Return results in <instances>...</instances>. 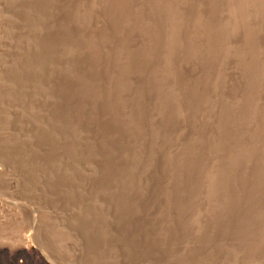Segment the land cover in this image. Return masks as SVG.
<instances>
[{
	"label": "rangeland",
	"instance_id": "1",
	"mask_svg": "<svg viewBox=\"0 0 264 264\" xmlns=\"http://www.w3.org/2000/svg\"><path fill=\"white\" fill-rule=\"evenodd\" d=\"M80 1L6 0L0 9V130H6L0 134V264H235V259L240 264H247L256 256V250L264 252V217L260 223L262 235L256 239L253 236L257 227L253 226L255 219L252 217L254 210L264 216V184L259 182L264 176L258 173L261 165L258 163L254 168L239 169L244 173L237 170L229 177L230 180L228 176L224 177L226 181H220L208 190L203 206L196 208L197 205H194V208L192 200L196 196H193L194 187H190L195 184L189 181L188 173L195 171L193 174H197L199 169L192 162L196 154L192 156L193 153L186 149L192 137L193 140L207 137L201 145H211L208 136L217 132L216 124L220 120L235 121L233 129L228 123L225 128L235 133L233 137L229 136L234 144L226 140L224 144L223 138L217 137L214 145L218 147L215 145V150L209 149L214 151L212 155L211 152L204 153V162L226 163V160L229 161L226 154L231 153V148L244 146L245 137L241 136L243 133L239 128L244 120L238 115L247 105L246 81L258 73L264 74V65L257 68L258 71L248 72L247 65H251V60L244 61L240 56L245 36L226 43L217 37L216 31L224 28V20L230 22L237 10L224 13L228 18H222L219 8L215 13L211 9L224 0H201V3L190 0V5L188 2L178 8L183 13L181 19L177 18L174 29H180L177 28V31L181 38L170 36V39H165L171 29L167 28V15L162 7L164 1L143 0V4L142 0H138L141 6L147 5L152 11H158L155 15L148 11L141 21L131 22L122 34L123 43H120L118 28L123 19L121 13L129 9L124 8V1L127 0H96L97 20H93L91 27L77 28L74 21L82 16L78 4L85 0ZM208 10L212 20L205 29L198 28L195 22L199 19V12L206 15ZM135 25H141L143 29L136 27L138 32ZM258 25L257 21L246 30L253 32L251 29ZM227 27L225 30L230 31ZM93 28L97 29V37L100 38L97 46L90 42ZM75 34H80L82 38L76 46L80 54L75 60L80 68L78 73L64 70L65 74H59L62 65L73 61L72 58L66 59L64 53L74 44L70 39ZM161 37L167 40L165 44L168 43L170 51L159 45ZM120 44L121 47L122 44L126 46L119 49ZM174 44L180 46L175 47ZM237 45L238 51H242L235 49V53L232 48ZM91 48L92 51L97 50V80L93 79L95 77L90 70V66L95 64L92 54H89ZM131 50L135 51L136 59L128 65L129 69L138 71L144 66L148 68H144L145 71L137 79H130L135 92L126 98L120 92L122 88L116 92L118 87H115L107 93V97L99 98L101 92H107L103 89V82H108L113 73L121 72L127 77L121 71L123 64H115L112 59L118 52L124 55ZM163 51L169 54L166 53V56ZM221 51L233 54L229 59H220ZM234 53L236 57H242L238 63H234ZM155 57L164 63L167 60L170 62L173 57L178 61L179 77L176 76L168 87V90L171 88L170 91L178 92L176 105L168 104L165 99L162 102V98L153 95L156 75L163 74L164 70L167 74L171 70L170 66L157 69L154 66ZM220 68L225 70L226 76L219 89H214L213 78ZM77 76H84L87 84L90 81V86L85 85L86 90L84 88L82 93H72ZM51 81L54 83L52 86L49 84ZM94 84H97V89ZM260 90L259 94H262L256 95L264 101V83L260 85ZM115 96L123 97L120 101ZM208 96L212 97L210 102L206 101ZM195 100L196 104H204L194 107ZM155 101L163 103L158 111H154ZM233 104H237L235 111L231 109ZM176 106L184 108L181 115L183 123L180 128L173 129L170 125L173 118L171 111ZM92 107L98 112L97 116L94 113L96 125L102 123L96 131L88 125L91 123L88 118L93 116ZM75 110L78 111L76 116H71ZM261 113L251 121V125L264 126V103ZM115 116L120 121L116 122ZM132 116L139 120L135 123L141 124L138 129L141 130L122 135L125 133L123 125ZM71 118L73 129L78 131L79 136L86 137L74 140L70 137V132L73 133ZM150 123L157 126L156 131H170L168 134L176 145H173L176 152L159 151L162 145L159 144L160 139L157 140V132L150 129ZM90 145L97 148V163L92 168L84 165L90 158ZM152 146H155L154 149ZM149 157L153 159L151 163L147 161ZM179 158L184 159L182 167L176 164ZM239 160L232 159L233 163ZM13 175L16 181L12 183L9 177ZM140 179L147 187L143 194H134L128 187ZM225 189L229 192L220 194ZM175 198L180 200L176 204ZM194 213L202 215L199 221L191 223L189 220L192 221ZM235 250L239 251L235 253ZM246 251L248 255L254 254L250 257L245 254ZM214 258L219 259L218 262Z\"/></svg>",
	"mask_w": 264,
	"mask_h": 264
},
{
	"label": "bare ground",
	"instance_id": "2",
	"mask_svg": "<svg viewBox=\"0 0 264 264\" xmlns=\"http://www.w3.org/2000/svg\"><path fill=\"white\" fill-rule=\"evenodd\" d=\"M80 1V0H79ZM124 1V0H123ZM141 0H139V2H140ZM164 1V3H163V10H164V12H165V14L167 15V24H169V26L167 27V28H169V29H171V31H169V34L167 35V37L165 38V35H164V38L165 39H170V36H172V37H176V36H178L179 37V32L177 31V28L178 27H176V30L174 29V27H175V22L176 23H178V20H177V18H179L180 17V15H182V11L181 10H179L178 8L179 7H181V6H179V5H182L183 7L186 5V3H188L190 0H163ZM193 1V0H192ZM197 1H200V3H201V0H197ZM216 1H218V0H216ZM5 2H6V0H0V9H1V7L5 4ZM80 2H82V1H80ZM89 2V3H88ZM125 3V5L124 6H126V7H124V8H129V9H125V11L123 12V13H121L122 14V17H123V19H122V22H121V26H120V28H118L119 30V41H120V43L122 42L123 43V41H122V34H123V32H125V30L127 29V27H129V25H131V22H134V21H141L140 19H142L143 18V16L145 17V13L146 12H150V11H152L147 5H145V6H141L140 4H139V2H138V0H127V1H124ZM142 2H143V0H142ZM141 2V3H142ZM162 2V1H161ZM123 3V2H122ZM210 3V2H209ZM217 3V2H216ZM78 4V3H77ZM80 4V5H79ZM78 4V8L81 10V13H82V16L80 17V18H78L76 21H74L75 23H74V25L78 28V27H80V28H84V27H91V24H93V20H95L96 18H97V3H96V0H85V2L83 1V3L81 4V3H79ZM143 4H144V2H143ZM214 4V3H213ZM188 5H190V2L188 3ZM216 5V6H215ZM214 6H213V8L211 9V11L213 12V13H215V11L216 10H218V8H219V13H221V17L222 18H228V16H226L224 13H229L230 11H232V10H237V12H235L234 13V15H233V17H232V20L229 22V20L228 21H226V20H224V22H225V25L224 24H220V25H224V28L223 29H219L218 30V32L216 31V33H217V37H219V39H221V40H223L225 43L226 42H230V40H235V39H240L241 37H243L244 38V36H245V41H243V53H242V55H240L239 53V55L240 56H242L243 58H244V61H247V60H251V65L250 66H248L247 65V69L249 70L248 72H253V71H255V70H257V68H260L261 66H263L264 65V58H262V55H264V0H224L223 2H221L220 4H215ZM208 7V6H207ZM221 7V8H220ZM151 8H152V6H151ZM154 8H156V7H154ZM158 9V8H157ZM156 9V10H157ZM158 11V10H157ZM156 11V12H157ZM152 12H154V11H152ZM156 12H154V15H155V13ZM218 12V11H217ZM151 13V12H150ZM194 13V12H193ZM203 13V12H202ZM201 12H199V15H198V17H199V19H197L196 20V22H195V24H196V26L198 27V28H204L205 29V27H207L208 25H209V21H211L212 20V18H211V20L209 19V14H210V10H208V12H207V14L206 15H203ZM237 13V14H236ZM112 15V14H111ZM152 15V14H151ZM150 15V16H151ZM159 15V14H158ZM161 15V14H160ZM163 15V14H162ZM211 15V14H210ZM224 15V16H223ZM183 17V16H182ZM134 18V19H133ZM180 19H181V17H180ZM97 20V19H96ZM182 20H184V19H182ZM192 20H195V19H192ZM259 22V25L257 26V27H254V28H252L251 30H253V32H250V31H247L246 29H247V27H250V26H252L253 25V23H255V22ZM94 22H96V21H94ZM165 22V21H164ZM185 22V21H184ZM192 22V21H191ZM190 22V23H191ZM226 22H227V24H226ZM97 23V22H96ZM218 23V22H217ZM221 23H223V21L221 22ZM211 24V23H210ZM180 25V24H179ZM219 25V26H220ZM229 25V28L227 27ZM94 26H95V24H94ZM97 26V25H96ZM184 26H186V25H184ZM184 26H181V27H184ZM193 26H195L194 25V23H193ZM219 26H217L218 28H219ZM93 27V26H92ZM136 27H138V29L140 30L141 28L143 29V26H141V25H135V30L136 31H138L139 32V30L136 28ZM152 27V26H151ZM156 27V26H155ZM161 27V26H160ZM180 27V28H181ZM225 27H227L228 28V30H230V31H227V29L225 30ZM163 28H164V25H163ZM173 28V29H172ZM209 28V27H208ZM91 29V28H90ZM117 29V28H116ZM161 29H162V27H161ZM165 29V28H164ZM169 29H167V30H169ZM179 29V28H178ZM182 29V28H181ZM194 29H197V28H194ZM207 29V28H206ZM250 29V28H249ZM113 30V29H112ZM180 30V29H179ZM198 30V29H197ZM145 31V30H144ZM191 31H192V29H191ZM198 31H201V30H198ZM213 31V30H212ZM226 31V32H225ZM91 32H93V34L92 35H90L91 36V41H90V38H89V41L92 43V45H94V46H97V43L98 42H100L99 40H100V38H98L97 37V29L96 28H93L92 30H91ZM135 32V31H134ZM203 32V31H202ZM180 33H181V31H180ZM204 33V32H203ZM105 34V33H104ZM163 34V33H162ZM182 34H183V32H182ZM189 34V33H188ZM198 34V33H197ZM205 34V33H204ZM161 35V34H160ZM194 35V34H193ZM195 35H196V33H195ZM215 35V34H214ZM72 36V39H70L74 44L71 46V48H69L68 49V51L67 52H65L64 54V56H66L65 58L66 59H69L70 60V58H72L73 59V61L72 62H68V63H71V64H67V65H62L61 67L63 68V69H59L61 72L59 73V74H65V73H63L64 72V70L65 71H67V72H75V73H78V70H79V65L76 63V58H78V54H80V53H78V51H77V49H76V46L78 47V45L81 43L80 41L82 40V38H81V35L80 34H75V35H71ZM74 36V37H73ZM90 36H88V37H90ZM162 36V35H161ZM192 36V35H191ZM199 36H200V34H199ZM213 36V35H212ZM83 37H87V36H83ZM157 37H159V36H157ZM156 37V38H157ZM214 37H216V36H214ZM71 38V37H70ZM179 38H181V37H179ZM178 38V39H179ZM148 39V38H147ZM178 39H176V40H178ZM196 39V38H195ZM198 39V38H197ZM196 39V40H197ZM205 39H206V37H205ZM212 39H214V38H212ZM215 39H217V38H215ZM162 40V37L160 38V39H158V41H161ZM173 40H174V38H173ZM192 40V39H191ZM199 40V39H198ZM197 40V41H198ZM86 41V40H85ZM119 41H118V44H119ZM158 41H157V44H158ZM167 41V40H166ZM165 40H162L160 43L161 44H159L162 48H164V50H168V51H170L169 50V48L167 47V45L166 44H168V43H166L165 44V42H166ZM169 41V40H168ZM207 41H208V39H207ZM88 42V41H87ZM180 42V40L178 41V43ZM194 42V41H193ZM78 43V44H77ZM90 43V44H91ZM170 43V42H169ZM177 43V42H176ZM185 43V42H184ZM196 43V42H195ZM201 43V42H200ZM232 43V42H231ZM124 44H127V43H124ZM124 44H122V46L123 47H121V44H120V47H119V49H122V48H124V46H126V45H124ZM187 44V43H186ZM193 44V43H192ZM233 44V43H232ZM163 45H165V47H163ZM170 45V44H169ZM175 45V47H177L178 45H176V44H174ZM173 45V46H174ZM200 45V44H199ZM240 45V44H239ZM239 45H237L236 46V48H232V51L233 50H237L238 51V47H239ZM127 46H128V48L130 47L129 46V44H127ZM132 46V45H131ZM171 46V45H170ZM180 46V45H179ZM178 46V47H179ZM193 46V45H192ZM191 46V47H192ZM215 46V45H214ZM229 46V45H228ZM233 46V45H232ZM90 47H92V46H90ZM200 47V46H199ZM221 47V46H220ZM127 48V47H126ZM160 48V47H159ZM187 48V47H186ZM92 49L93 48H91V53H89V54H92V56H91V58H92V60H95V64H92L91 66H90V70H91V72H92V76L93 77H95V78H93L94 80H97V59L98 58H96V54H97V50H95L94 49V51H92ZM111 49V48H110ZM161 49V48H160ZM174 49V48H173ZM177 49V48H176ZM193 49V48H192ZM81 50H82V48H81ZM112 50H116V52L118 51L117 49H113L112 48ZM137 50V49H136ZM162 50V49H161ZM175 50V49H174ZM119 51H121V50H119ZM126 51V50H125ZM167 51V52H168ZM237 51H233V52H235V53H237ZM242 50H240V51H238V52H241ZM127 52H129V51H127ZM162 52V51H161ZM164 52V51H163ZM167 52H164L165 53V55H166V53ZM176 52V51H175ZM212 52V51H211ZM221 52H223V51H221ZM220 52V53H221ZM109 53V52H108ZM111 53V52H110ZM109 53V54H110ZM137 53V52H136ZM174 53V52H173ZM234 53V60L236 61V62H234V63H238V61H240V59L242 58H239V57H236L237 55ZM260 53H263V54H260ZM107 54V53H106ZM113 54V53H112ZM124 54V53H123ZM167 54H169V53H167ZM175 54V53H174ZM183 54V53H182ZM233 53H227L226 51L225 52H223V54H221V57H219L220 59H229V56H231ZM103 55V54H102ZM137 55H139V54H137ZM165 55H163V56H165ZM173 55V54H172ZM196 55V54H195ZM111 56V55H110ZM167 56V55H166ZM258 56V57H257ZM90 57V56H89ZM149 57V56H148ZM158 57V56H157ZM180 57V56H179ZM156 58V57H155ZM183 58V57H182ZM194 58V57H193ZM196 58V57H195ZM233 58V57H232ZM136 59V55H135V51L133 52V50H131L128 54L126 53V54H124V55H122V53H120V52H118V54H115L114 55V57H113V61L112 62H114L115 61V64H123V68H122V70H121V68H120V70L121 71H123L126 75H127V77L126 76H123L122 75V73L121 72H115V74H114V76H113V74L111 75V78L109 79V81L108 82H103V84H104V87H103V89L104 90H106L107 92H101L100 94H99V98H101L102 97V99L104 98V97H107L108 95H107V93H109L110 92V90L112 91V89H114L115 87H118V89L116 90V92H118V90L120 89V88H122L121 90H120V92H123L122 93V95L123 96H125L126 98H128V96L129 95H131L130 93H132V92H135L134 91V85L133 86H131V78H133V80L136 78H138V76L143 72V71H145V69L144 68H147V67H145L144 66V64H143V69H141V70H131V69H129V67H128V65H130L134 60ZM145 58H143V60H144ZM161 59V58H160ZM165 59V58H164ZM190 59V58H189ZM89 60V59H88ZM152 60H153V58H152ZM188 61V60H187ZM263 61V62H262ZM94 62V61H93ZM178 61H176V59L173 57V59H171L170 60V62L167 60V61H165V63H164V61L162 62V61H160L159 59H155L154 60V66L157 68V69H160V68H162V69H160V70H163L164 68H166V67H171V70H170V72L169 73H167V74H164V71H163V74L162 73H160V74H157L156 75V77H155V79H156V83L154 84L155 86L153 87L154 89L152 90L153 91V95L155 96V98L157 97V98H162L161 100H162V102L164 101V99H165V101H168L167 103L168 104H170V103H172V105L173 104H178L177 103V100L179 99L178 98V92L177 91H170L171 90V88L168 90V87H169V84H171V82H172V80L174 79V78H176V76H178V72H179V65H178V63H177ZM195 62V61H194ZM250 62V61H249ZM135 63H137V62H135ZM186 63V62H185ZM191 63V62H190ZM246 63V62H245ZM152 64V63H151ZM165 64V65H164ZM113 65V64H112ZM134 65H136V64H134ZM133 65V66H134ZM187 65V64H186ZM80 66H82L81 64H80ZM116 67H118V65L116 66ZM223 67V66H222ZM59 68V67H58ZM57 68V69H58ZM75 68V69H74ZM225 68V67H224ZM100 69H102V68H100ZM100 69H98V71H101ZM148 69V68H147ZM262 69V68H261ZM260 69V70H261ZM102 70H105V68L104 69H102ZM130 70V71H129ZM167 70V69H166ZM169 70V69H168ZM263 70H264V68H263ZM63 71V72H62ZM84 71V70H83ZM198 71V70H197ZM258 71V70H257ZM103 72V71H102ZM114 72V71H113ZM159 72V71H158ZM75 73H73V74H75ZM130 73V74H129ZM215 74V73H214ZM256 74V73H255ZM72 75V74H71ZM97 75V76H96ZM146 75V74H145ZM213 75V74H212ZM86 76V75H85ZM141 76V75H140ZM158 76V77H157ZM224 76H226L225 75V70L223 69V68H220L218 71H216V74H215V77L213 78V82H214V84L212 83V88H214V89H219V86H221V82H223L224 81ZM230 76V75H229ZM253 76V75H252ZM179 77V76H178ZM54 78V77H53ZM249 78H251V79H249ZM248 79L249 80H247L246 82V88H247V92H248V94H247V96L245 97V102H246V104L247 105H245V107L243 108V110L240 112V114L238 115V118H240L241 116H242V120H244V122H242V124L239 126V124H238V120H237V125L239 126V128L241 129V133H243V135H241V136H243V137H245V139H243V141H245V143L243 144L242 143V145H244L243 147H241V146H239L237 149H233V148H231V153L230 154H226V158L227 159H229V161L228 160H226L225 162L226 163H222V164H219L217 161H215V162H212V161H206V162H204V160L202 159V158H204V157H202L203 155H204V153L205 152H207V153H209V152H211V155H212V153L214 152H212V150H209L210 148H213L215 145H214V142L215 141H217L218 140V138L217 137H220V138H223V140L225 141H228V143H232V141H230L232 138H230V140H229V136H231V137H233V135L235 134V133H233V132H228L225 128H226V126H227V123H228V125H232V129H233V126L235 125V121H233V122H231V121H228V120H226V121H224V122H222L221 120L218 122V124H216L217 125V132H214V135H210V136H208L209 138H210V140H211V142H210V144L211 145H205L206 147H204L203 145H201L202 143H203V141H204V139H208L207 137L206 138H196L195 140H193L192 138H191V141L190 142H186L187 144H188V146H187V150H188V152L189 153H193L192 154V156H194V153L196 154V156L195 157H193V160H192V162H194V167L195 168H198L199 170V172L197 173V174H193L195 171H193V172H190V173H188V175H189V178H190V180L189 179H187V180H189V181H191L192 182V184H195V185H192L191 187H190V189L191 188H193V196H196V197H194L193 198V206L195 205H197L196 206V208H201V206H203V204H204V202H205V200H206V193L208 192V190L210 189V188H212V187H214L215 185H217L218 183H221L222 181H224L225 179H224V177H226V176H228L227 178L230 180V176H232V174H234L235 172H237V170H239V169H250V168H252V166H253V168H254V166H256L257 167V164L259 163V165H261V167L260 168H262V169H260L259 171H258V173H260V174H263V176H264V141H263V139H264V126H258V125H255V124H252L251 125V121H253V120H255V119H257L258 118V116H259V113H261V109H262V106H263V103H264V101H262L263 99H258V95H256V93H258L259 94V92H261V90H260V85L261 84H263L264 83V74H261V73H258L257 74V76L256 77H249ZM131 79V80H130ZM227 79V78H226ZM87 79H85L84 78V76H77V77H75V80L73 81V89H72V93H76V92H83V91H85L86 90V88H85V85H89V83H90V81H89V83L87 84L86 82H88V81H86ZM223 80V81H222ZM179 81V80H178ZM208 81V80H207ZM212 81V80H211ZM249 81V82H248ZM93 82H95V81H93ZM52 83V84H51ZM51 86L54 84L52 81L49 83ZM92 85V84H91ZM95 85V89H97V84H94ZM172 85V84H171ZM207 85V84H206ZM71 86V87H72ZM90 86V85H89ZM131 86V87H130ZM138 86V85H137ZM182 86V85H181ZM180 86V87H181ZM129 87V88H128ZM194 87V86H193ZM84 88H85V90H84ZM91 88V87H90ZM174 88V87H173ZM88 89V88H87ZM137 89V88H136ZM123 90V91H122ZM197 92V91H196ZM195 92V93H196ZM191 93V92H190ZM199 93V92H198ZM204 92H202V94H203ZM118 94V93H117ZM134 94V93H133ZM205 94V93H204ZM203 94V95H204ZM262 94V93H261ZM261 94H259V95H261ZM94 95V94H93ZM92 95V96H93ZM121 95V94H120ZM206 95V94H205ZM96 96V95H95ZM98 96V95H97ZM122 96V97H123ZM201 96V95H200ZM116 97V96H115ZM114 97V98H115ZM121 97V98H122ZM202 97V96H201ZM210 97V98H209ZM260 97H262V96H260ZM95 98V97H94ZM98 98V100H100ZM118 98L119 97H116V99L118 100ZM121 98H119L120 99V101H121ZM193 98V97H192ZM205 98V97H204ZM211 96H208V100H206L207 102H210L211 101ZM107 99V98H106ZM105 99V100H106ZM237 99V98H236ZM109 100V99H108ZM154 100V99H153ZM194 100V99H193ZM262 101V102H260V101ZM96 101H97V97H96ZM179 101V100H178ZM117 102V101H116ZM115 101H114V103H116ZM206 102V103H207ZM213 102V101H212ZM235 102V101H234ZM197 103V101L195 100V103L193 104V106L194 107H199V105H200V103H202V104H204L203 102H198V104H196ZM233 103V102H232ZM86 104H87V102H86ZM117 104V103H116ZM88 105H89V103H88ZM113 105V104H112ZM120 105V104H119ZM142 105V104H141ZM162 105H163V103H161L160 101H155V105H154V111L155 110H157L158 111V109L160 108H162ZM230 105V104H229ZM236 105L237 104H233V105H231V109L233 110V111H235V107H236ZM87 106V105H86ZM95 106V105H94ZM138 105H136V106H134V107H137ZM130 107H132V106H130ZM193 107V108H194ZM206 107H207V105H206ZM228 107V106H227ZM226 107V108H227ZM91 107H89V108H87V110L88 109H90ZM92 109H93V111H91V113L93 114V116H92V118L90 117V118H88V119H91V123L90 124H88V125H90V127H93V129H95V131H96V129H97V126H99V127H102V123L99 125V124H97L96 125V118L97 117H95V114H96V116H97V109L96 110H94V108L92 107ZM132 109V108H131ZM138 109H140V108H138ZM245 109V110H244ZM126 110H130V109H126ZM136 110V109H135ZM172 110L173 111H171V113H172V121L170 122V125L173 127V129H177V128H180V124H182L181 123V121H182V119H183V116H181L183 113H184V108L182 107V108H180V107H178V106H176V107H172ZM194 110V109H193ZM118 111V110H117ZM120 111V110H119ZM209 111V110H208ZM78 112V111H77ZM76 112V110H75V112H71V116H76V114L75 113H77ZM116 112V111H115ZM121 112V111H120ZM263 112V111H262ZM90 113V112H89ZM95 113V114H94ZM144 113V112H143ZM159 113V112H158ZM200 113H202V112H200ZM235 113V112H234ZM135 114V113H134ZM136 114H140V113H137L136 112ZM160 114V113H159ZM193 114H196V113H193ZM262 114V113H261ZM199 115H201V114H199ZM232 115V114H231ZM90 116V115H89ZM119 116V115H118ZM130 116V114L128 115V117ZM117 116H115V118H116ZM114 118V119H115ZM137 117L136 116H132V118L129 120V122L127 123V124H125V125H123V127H124V130H123V132H125V133H122V135H124V134H134L139 128H140V125H138V124H136L135 122H139V120H137L136 119ZM182 118V119H181ZM227 118V117H226ZM229 118V117H228ZM234 118H236V117H234ZM111 119H113V118H111ZM117 119V118H116ZM139 119V118H138ZM141 119V118H140ZM159 119V118H158ZM211 119V118H210ZM214 119H215V117H214ZM118 120L120 121V118H118L117 119V121L116 120H114V122L116 121V122H118ZM202 120V119H201ZM213 120V119H212ZM230 120V119H229ZM231 120H233V119H231ZM235 120V119H234ZM72 118H71V128L73 129V123H72ZM122 121V120H121ZM130 122H134V123H130ZM142 122V121H141ZM211 122V121H210ZM214 122V121H213ZM216 122V123H217ZM122 123V122H121ZM240 123V122H239ZM262 123V122H261ZM75 125V124H74ZM77 125V124H76ZM75 128H76V126H74ZM145 127V126H144ZM150 129H152V130H154V131H156V129H157V126L156 125H154V123H150ZM155 128V129H154ZM213 128V127H212ZM71 129V130H72ZM148 130V131H151V130ZM231 129V128H230ZM229 129V130H230ZM141 130V129H140ZM140 130H138V131H140ZM181 130V129H180ZM235 130H236V128H235ZM5 131L6 130H4L3 128H1V130H0V134L1 133H5ZM179 131V130H178ZM206 131V130H205ZM209 131V130H208ZM215 131H216V129H215ZM78 131L77 130H75V129H73V133H72V131L70 132L71 134H70V137L72 136V138H73V140L74 139H76V137H78V138H80V139H82L83 137H86L85 135L84 136H82V134H80V136L78 135V133H77ZM81 132V131H80ZM119 132H121V131H119ZM157 133H156V137H157V140H159V144H160V148L161 149H159V151H166L167 153H173L172 151H174V146L173 145H175V144H173L172 143V139H170V134H168V132H170V131H161V130H159V131H156ZM210 132H212V131H210ZM238 132H240L239 130H238ZM208 133V132H207ZM130 134V135H131ZM209 134V133H208ZM174 135H176V134H174ZM177 135H178V133H177ZM196 135V134H195ZM226 135H228V136H226ZM237 135H238V133H237ZM204 136H205V134H204ZM207 136V135H206ZM183 137V136H182ZM181 137V138H182ZM238 137H240V136H238ZM233 139H236L235 137L233 138ZM242 139V138H241ZM237 140V139H236ZM68 141V140H67ZM77 141V140H76ZM123 141V140H122ZM143 141V140H142ZM146 141V140H145ZM208 142H209V140H207ZM223 141V142H224ZM225 141V143L224 144H226L227 142ZM157 142V141H156ZM219 142V141H218ZM134 143V142H133ZM132 143V144H133ZM158 143V142H157ZM186 143L184 144L185 146H186ZM217 143V142H216ZM179 144V143H178ZM218 144V143H217ZM232 144H234V143H232ZM146 146V145H145ZM156 146V145H155ZM154 146V147H155ZM176 146V145H175ZM217 147H218V145H216ZM215 146V147H216ZM154 147L152 146V148L154 149ZM237 147V146H236ZM235 147V148H236ZM157 148H159V147H157ZM184 148V147H183ZM217 149V148H216ZM213 150H215V148H213ZM88 156L90 157L89 158V160L87 161V162H85V166H88L89 168H92L93 166H94V163H97V148H96V146L95 145H90V147H89V149H88ZM156 151H158V150H156ZM179 151V150H178ZM174 152H176V151H174ZM184 152V151H183ZM217 152V151H216ZM227 152V151H226ZM206 153V154H207ZM217 153H220V151L219 152H217ZM86 154V153H85ZM259 154V155H258ZM210 156V155H209ZM216 157V156H215ZM225 157V156H224ZM191 159H192V157H191ZM199 159H202L203 161H201V160H199ZM210 159V158H209ZM232 159H241V160H239V161H235L234 163H233V161H232ZM153 159L152 158H148L147 159V161L149 162V163H151V161H152ZM184 159H182V158H179L177 161H176V164H177V166L179 167V166H183V161ZM188 160V159H187ZM215 160H218L217 158L215 159ZM221 162V161H220ZM237 163H238V165H237ZM263 163V164H262ZM186 164V163H185ZM136 166V165H135ZM256 167H255V169H256ZM183 169V168H182ZM255 169H252L253 171L255 170ZM252 170L250 171V172H252ZM257 170V169H256ZM136 171V173L138 172L137 170H135ZM240 171V170H239ZM241 171H243V170H241ZM240 171V172H241ZM178 172V171H177ZM246 172V171H245ZM249 172V173H250ZM132 173V172H131ZM135 173V174H136ZM196 173V172H195ZM243 173H244V171H243ZM15 174V173H14ZM141 174V173H140ZM191 174H193V175H195V176H192ZM248 174V173H247ZM136 175H138V174H136ZM136 175H134V176H136ZM187 175V176H188ZM244 175H246V174H244ZM251 175V174H250ZM16 176H10L9 177V180L13 183V182H15L16 181V178H15ZM192 177V178H191ZM246 178H247V175L245 176ZM259 177H261V176H259ZM122 178V181H124L123 180V177H121ZM263 178V179H262ZM221 179H223V180H221ZM261 179L262 180H260L259 182L261 183V185H263L264 184V177H261ZM188 181V184H190V182ZM221 181V182H220ZM226 181V180H225ZM233 181H235V180H233ZM121 182V181H120ZM127 182H129V181H127ZM181 182V181H180ZM246 182V181H245ZM230 183V182H229ZM235 183V182H234ZM246 183H248V182H246ZM245 183V184H246ZM126 184V183H125ZM228 184V183H227ZM129 186V185H128ZM220 186V185H219ZM225 186V185H224ZM223 186V187H224ZM228 186H230V185H228ZM231 186H234V185H232L231 184ZM145 187H147L144 183H143V181L140 179V181H136L134 184H131V186H129L128 187V189L129 188H131L132 190V192L134 193V194H140V193H142V191H144L145 190ZM178 187H179V185H178ZM185 187V186H184ZM224 188H226V187H224ZM187 189H188V187H187ZM186 189V190H187ZM245 189H246V186H245ZM249 189H250V187H249ZM176 190V189H175ZM189 190V189H188ZM222 190V189H221ZM229 189H225L224 191H220V194H227L229 191H228ZM247 190V189H246ZM247 191H249V190H247ZM179 192L180 191H178V194H179ZM143 194V193H142ZM210 194V193H209ZM212 194H213V192H212ZM217 194V193H216ZM248 195H250V194H248ZM222 196V195H221ZM231 196V195H230ZM229 196V197H230ZM179 197H180V195H179ZM184 197V196H183ZM218 197V196H217ZM223 197V196H222ZM221 197V198H222ZM225 197V196H224ZM177 198V197H176ZM175 198V199H176ZM189 198H191L190 197V195H189ZM216 198V197H215ZM219 198V197H218ZM218 198H217V200H218ZM185 199V198H184ZM192 199V198H191ZM178 200H179V198H178ZM178 200L176 199L175 201H174V204H176V203H178ZM222 200V199H221ZM180 201V200H179ZM192 201H190V202H192ZM176 202V203H175ZM183 202V201H182ZM218 203H219V201H217ZM217 202L214 204V205H216L217 204ZM181 203V202H180ZM182 204V203H181ZM206 204V203H205ZM253 204V203H252ZM231 205V204H230ZM177 206V205H176ZM195 206H194V208H195ZM184 207V206H183ZM217 207V206H216ZM225 208H226V206H225ZM225 208H224V210H225ZM228 208H230V207H228ZM177 209V208H176ZM191 209V208H190ZM210 209V208H209ZM177 210H179V209H177ZM197 211H199L198 209H196ZM221 210V209H220ZM206 211V210H205ZM199 212H201V211H199ZM190 213V212H189ZM206 213H208V211L206 212ZM219 213V212H218ZM192 214V213H191ZM205 214V213H204ZM203 214V215H204ZM210 214V213H209ZM186 215V214H185ZM194 215V217H193V219H192V221H190L189 219V222H191V223H193V222H195V221H199L198 219L200 218V215H202V213L201 214H199V213H194L193 214ZM201 217H204V216H201ZM212 217V216H211ZM252 217H254V219H255V221H254V225L253 226H256L257 228H256V231H255V235L253 236V239H256V238H258L259 236L261 237V229H260V223L262 224V221H263V214H260L259 213V211H257V210H254L253 211V216ZM178 218H180V219H182L181 217H178ZM179 219V220H180ZM209 219V218H208ZM207 219V220H208ZM214 219V218H213ZM212 220V219H211ZM185 221V220H184ZM227 221V220H226ZM180 222H181V220H180ZM209 222V221H208ZM264 222V221H263ZM210 223V222H209ZM212 223V222H211ZM180 224H182V223H180ZM197 224V223H196ZM182 225H184V224H182ZM187 226V225H186ZM192 226H193V224H192ZM249 227V226H248ZM213 231V230H212ZM211 231V232H212ZM264 233V232H263ZM264 235V234H263ZM169 237V236H168ZM264 239V238H263ZM264 241V240H263ZM219 246H220V244H218ZM217 245V246H218ZM247 245H250V244H247ZM211 246V245H210ZM222 246H223V244H222ZM221 246V247H222ZM220 247V248H221ZM235 247V246H234ZM234 247H233V249L232 248H230V249H232V250H234ZM237 247V246H236ZM238 248H240L239 246H238ZM237 248V249H238ZM221 249H223V247L221 248ZM229 249V250H230ZM236 249V248H235ZM245 249H246V247H245ZM245 249H243V250H245ZM248 249V248H247ZM226 251V250H225ZM236 251V250H235ZM234 251V252H235ZM237 251H239V250H237ZM237 251L235 252V253H237ZM241 251H242V248H241ZM243 253H244V251H242ZM249 253H250V251H248ZM253 251H251V253H252ZM255 253H257L256 254V256H254L253 257V259H251V260H249L248 262H246L247 264H264V256H263V254H264V252H263V250L262 251H258L257 252V250H256V252ZM233 254V253H232ZM245 254H247V251H246V253ZM254 254V253H253ZM253 254H251V255H248V256H252ZM240 255V254H239ZM231 256V255H230ZM226 257V256H225ZM240 257H243V256H241L240 255ZM240 257H237V258H240ZM234 258V257H233ZM233 258H230L231 260L233 259ZM236 258V257H235ZM249 258V257H248ZM214 259H217V258H214ZM218 260L219 259H217V262H218ZM227 260V259H226ZM237 260L238 259H235V261L234 262H236L237 264H240V263H238L237 262ZM212 261H214V260H212ZM224 261V260H223ZM215 263V262H214ZM230 263V262H229ZM235 263V264H236ZM213 264V263H212ZM228 264V263H227ZM232 264H233V262H232Z\"/></svg>",
	"mask_w": 264,
	"mask_h": 264
}]
</instances>
